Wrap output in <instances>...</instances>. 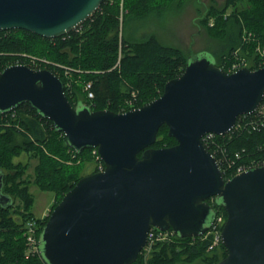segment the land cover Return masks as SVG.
Masks as SVG:
<instances>
[{
  "label": "water",
  "instance_id": "obj_1",
  "mask_svg": "<svg viewBox=\"0 0 264 264\" xmlns=\"http://www.w3.org/2000/svg\"><path fill=\"white\" fill-rule=\"evenodd\" d=\"M104 0H0V30L55 38L83 24ZM264 95V65L228 72L202 55L187 60L162 93L122 112L73 106L48 68L0 70V112L26 102L52 121L76 151L96 148L103 169L82 175L54 206L38 236L46 264H132L151 226L177 236L203 234L226 212L216 264H264V165L225 179L201 143L230 131ZM176 143L153 147L161 125ZM1 178V176H0ZM0 202L8 199L1 192Z\"/></svg>",
  "mask_w": 264,
  "mask_h": 264
},
{
  "label": "trees",
  "instance_id": "obj_2",
  "mask_svg": "<svg viewBox=\"0 0 264 264\" xmlns=\"http://www.w3.org/2000/svg\"><path fill=\"white\" fill-rule=\"evenodd\" d=\"M189 0H104L101 6L79 27L64 35L48 38L24 29L0 30V70L13 63L35 68H48L64 84L66 97L73 106L110 109L115 112L139 107L158 97L165 82L184 69L187 56L183 50L168 45L154 34L140 40H128L120 34L121 17L130 14L143 17L153 9H164L170 3L183 6ZM122 9V12H121ZM213 23L209 24V18ZM198 25L221 46L215 64L227 70L235 55L249 60V68H257V44L264 47V0L213 1L200 11ZM237 51V52H235ZM68 69V71H66ZM90 82L93 97L84 90ZM136 92L132 105L125 103ZM244 116L239 115L236 122ZM161 125L153 147L176 143ZM217 141V142H216ZM217 150L237 163L264 159V124L256 128L230 130L218 135ZM240 156L236 157L237 152ZM36 159L34 178L23 177L28 162L18 157ZM92 159V172L97 171L92 148L76 151L65 141V135L52 121L30 104L22 102L11 110L0 112V182L8 199L0 202V264H46L41 256L25 255V220L40 221V231L48 215L37 218L31 211L33 183L40 190L54 192L51 209L76 181L84 175L83 161ZM224 172V177L231 176ZM212 208L226 212L215 199L207 200ZM192 240V242L190 241ZM209 238L175 236L159 241L150 251L146 264H216L226 255L220 242L208 248ZM218 248V249H217ZM141 254L132 264H141Z\"/></svg>",
  "mask_w": 264,
  "mask_h": 264
},
{
  "label": "rangeland",
  "instance_id": "obj_3",
  "mask_svg": "<svg viewBox=\"0 0 264 264\" xmlns=\"http://www.w3.org/2000/svg\"><path fill=\"white\" fill-rule=\"evenodd\" d=\"M213 1L221 3L223 0H189L183 6L170 3L166 8L153 9L143 17L125 14L124 18L121 17L120 19V34L128 40H140L149 34H154L162 43L181 48L187 56V60L205 55L215 63L216 53L222 45L208 36L205 29L198 25L200 11ZM212 23L213 18L210 17L209 24ZM18 158L28 162L23 177L27 176L30 180L33 179L36 159H28L25 154ZM82 164V173L85 175L90 173L89 169L94 166V161L88 159L84 160ZM30 191L34 195L31 211L37 218L41 217L43 219L52 210L54 192L40 190L33 183L30 185ZM40 225L41 222L38 221L39 231ZM192 264H200V262L197 261Z\"/></svg>",
  "mask_w": 264,
  "mask_h": 264
},
{
  "label": "built area",
  "instance_id": "obj_4",
  "mask_svg": "<svg viewBox=\"0 0 264 264\" xmlns=\"http://www.w3.org/2000/svg\"><path fill=\"white\" fill-rule=\"evenodd\" d=\"M122 12V9H121ZM237 52V51H235ZM255 52L258 57L257 66H263L264 65V47L257 44L255 47ZM249 60L243 56L235 55V57L230 61L227 67V71H235L241 67H249ZM68 71V69H66ZM84 90L87 92V96L89 98L93 97V92L90 89V82L86 83L84 86ZM136 96V92L131 93V97L127 98L125 100V103L128 105H132L134 102V98ZM249 115V117L244 116L241 120L238 122H235V125L232 129L234 130H242L245 128H256L260 125L264 124V95L262 98V101L260 102L258 108L251 114H244ZM231 129V130H232ZM230 132V131H228ZM227 133V132H226ZM225 133V134H226ZM219 134H216L214 132H206L204 133L200 141L203 144V146L212 154L215 156L217 162L220 165L221 171L224 176V172L228 173L231 172V176L240 173L244 170H247L251 167H255L258 165H264V159L262 160H255L250 163H237L234 158H232L230 155L225 153L224 149L217 150V144L215 141L217 140V136ZM224 135V134H222ZM217 142V141H216ZM92 153L96 155V168L97 170L103 169V163L99 159L97 149L92 148ZM236 154V157L240 156V152L238 151ZM225 178L228 179L231 177ZM213 200V199H211ZM225 222V218L221 212L215 211L214 218L207 229L203 234L198 235L200 239H207L209 238V244L208 248L212 249L214 247H217L219 243L221 242V229L223 227V224ZM24 236H25V253L26 256L31 255H38L39 253V245H38V236H39V229L37 227V221L34 218H30L25 220L24 225ZM176 236L175 232L168 228L166 230H160L158 228H155L151 226L147 232V239L145 245L142 247L139 254H141V264H146L148 257L150 256L151 248L158 243L159 241H171ZM192 238H195L196 236H191ZM192 242V240H190Z\"/></svg>",
  "mask_w": 264,
  "mask_h": 264
},
{
  "label": "crops",
  "instance_id": "obj_5",
  "mask_svg": "<svg viewBox=\"0 0 264 264\" xmlns=\"http://www.w3.org/2000/svg\"><path fill=\"white\" fill-rule=\"evenodd\" d=\"M92 169H93V167H92ZM92 169H89V172H92Z\"/></svg>",
  "mask_w": 264,
  "mask_h": 264
}]
</instances>
